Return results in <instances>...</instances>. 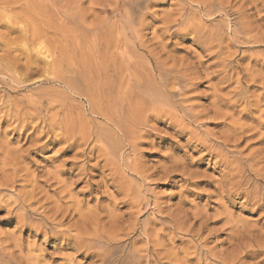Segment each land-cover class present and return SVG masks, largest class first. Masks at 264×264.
Masks as SVG:
<instances>
[{"label": "rangeland", "instance_id": "obj_1", "mask_svg": "<svg viewBox=\"0 0 264 264\" xmlns=\"http://www.w3.org/2000/svg\"><path fill=\"white\" fill-rule=\"evenodd\" d=\"M61 2L65 21L21 0L13 14L0 9V264H103L87 247L93 231L135 250L139 264H264V206L249 192L264 187V0H148L117 50L103 42L125 8ZM24 25L47 36L23 44ZM76 36L103 46L116 78L165 69V114L123 113L121 125L98 115L110 113L58 79L82 65ZM28 45L33 55L57 51L60 71L27 68Z\"/></svg>", "mask_w": 264, "mask_h": 264}, {"label": "bare ground", "instance_id": "obj_2", "mask_svg": "<svg viewBox=\"0 0 264 264\" xmlns=\"http://www.w3.org/2000/svg\"><path fill=\"white\" fill-rule=\"evenodd\" d=\"M19 1V0H18ZM18 1L16 0H0V9L1 11H8V14H13V12H15V8L13 7ZM24 2V6L26 7V9L29 10L30 12V3L33 4V10H35V8L38 9V12H42L44 14L49 15L50 17H54L56 18V20L59 21H65L66 18V12H68L66 10V7L64 5L63 2H61V0H21ZM63 1V0H62ZM63 3V4H62ZM68 4V3H67ZM115 8L114 10H118V8L123 7L126 9V12L121 13L120 14V18H119V23L115 24L116 26H114V29H116V32L118 34H116L117 36L115 37V39L113 41L108 40L106 42H103V44L105 45V47H108L110 44H113L112 46H114V49H120L121 48V44H126L127 41L131 42V38H129V32H135L137 29H135L136 24L135 21H137L138 19H140L144 14H145V10L148 7V0H115ZM209 5V4H208ZM67 8L68 6H71V4L66 5ZM205 6V5H204ZM207 6V5H206ZM210 6V5H209ZM214 6V5H213ZM218 6V5H217ZM222 6V5H221ZM72 7V6H71ZM212 7V6H211ZM208 7V8H211ZM221 10H225L222 6H218ZM217 7V8H218ZM206 8V7H205ZM218 8V9H219ZM73 9V8H72ZM217 9V10H218ZM27 10V11H28ZM71 10V9H69ZM123 10V9H122ZM209 10V9H208ZM207 11L208 16H211V9ZM241 11V10H240ZM4 12V13H5ZM215 12V10H214ZM220 12V10H219ZM1 14V13H0ZM216 14V13H215ZM2 15V14H1ZM0 15V16H1ZM4 15V14H3ZM182 15V14H180ZM63 16V17H62ZM187 16V15H186ZM214 16V15H213ZM16 18V16H14ZM184 17V16H183ZM182 17V19H183ZM179 18V16H178ZM181 18V17H180ZM188 18V16L186 17ZM210 18V17H209ZM17 19V18H16ZM20 19V18H18ZM181 19V20H182ZM185 19V18H184ZM22 20V19H21ZM23 22V21H22ZM25 22V21H24ZM23 22V23H24ZM74 26L77 25V23L75 21H73ZM27 24V21L26 23ZM30 24V23H29ZM28 24V25H29ZM28 25H24L26 28L24 29L23 27L21 28L22 33L20 34L21 40H23V44L26 42L30 41H35V40H39L43 37L47 36V33H41L38 30H31L30 26L27 28ZM118 25V26H117ZM111 28V27H110ZM6 30L12 31V29L10 28V26H6L5 27ZM94 29V28H93ZM99 29V28H98ZM98 29L95 30H91L90 28H85L84 31L86 32V35H91V34H96L98 32ZM102 29V28H101ZM101 29H99V31L101 32ZM104 29V28H103ZM102 29V30H103ZM106 29V28H105ZM109 29V28H108ZM118 29V30H117ZM233 29V27H232ZM31 30V31H30ZM108 31H106L107 33ZM115 32V31H114ZM115 32V33H116ZM137 32V31H136ZM232 32V30H231ZM236 32V31H235ZM215 33V32H214ZM85 34V33H84ZM137 35V34H136ZM211 35V33H210ZM215 35V34H214ZM213 35V36H214ZM220 35V34H219ZM83 36V35H82ZM92 36V35H91ZM138 36V35H137ZM216 36V35H215ZM231 36V35H230ZM94 37V36H93ZM220 37V36H219ZM82 38V37H81ZM132 38H135V34H132ZM137 38V37H136ZM211 38V37H210ZM216 38V37H214ZM235 38V36H234ZM76 40H78V42L75 44L76 45V50L79 54V57L81 58L82 65L76 66L72 68L70 67V70H66L67 76L61 77L62 79L58 78L59 80H63L62 82L71 88V90H74L76 92L77 95L82 96L87 98L88 102L92 105V104H99V105H103V108L105 110V113H110V115H104L102 114L100 111V109L98 111H96L98 113V115L103 116L108 122L113 123V124H117V125H121L122 122L125 120V117L122 116L123 113H128L131 114V116L144 114V112L149 111V112H154L155 116L157 115H162L161 112H163V114H165L166 111H164V107L166 106H170L171 104V99L169 98V95H171V93L167 90V85L168 82L166 81L167 78V71H164L163 68H161L158 64H156L155 69H153L152 74H143L140 73L138 71H134V72H127L126 74L124 73H120L119 77H115L114 74H110L111 70H110V65L111 62L109 60L104 59L103 61H100V56L102 54V52L100 53V50H102L101 46H98V44H87L86 46H84V44L82 45L80 38H78V36L75 37ZM222 39V38H221ZM238 39V38H237ZM137 40V39H136ZM216 39H214L215 42ZM211 42H213V39L210 40ZM44 43V42H43ZM7 45V44H6ZM27 46V45H26ZM44 46V45H43ZM29 45L28 47H24L22 46L20 51L21 54H23V56L26 59V67L29 68L30 66H42L47 68L48 70L51 69L52 72L55 71H60L62 64L61 61H58L57 57L55 56V52H52L50 48H46L45 47V51H41V57L40 54L37 55H33L31 54L32 50H29ZM43 48V47H42ZM38 50V49H37ZM36 52H39L37 51ZM55 50H57V47H55ZM35 51V50H34ZM122 53H126L125 49H122ZM89 56H91L92 58H94L95 61H90L89 60ZM103 56V54H102ZM103 58V57H102ZM46 59H50V60H46ZM125 60V59H124ZM224 60V59H222ZM129 61V60H128ZM127 61V62H128ZM225 61V60H224ZM123 62V60H122ZM126 62V61H125ZM228 62V61H227ZM85 63V66L83 65ZM230 64V63H228ZM127 65V64H125ZM224 65V62H223ZM220 67V66H219ZM225 67V66H224ZM223 67V68H224ZM1 68V67H0ZM10 68V67H9ZM130 65L126 66V70H129ZM222 68V69H223ZM225 69V68H224ZM46 71V70H45ZM114 71V70H113ZM198 71V70H197ZM166 72V73H165ZM73 73V74H72ZM52 74V73H51ZM169 74V72H168ZM191 75V74H190ZM197 75V73H196ZM53 76V75H51ZM193 78V77H192ZM177 80V79H176ZM82 88H84L85 90H82ZM73 92V91H72ZM93 106V105H92ZM168 106V107H169ZM215 109V108H214ZM93 111V110H91ZM217 111V110H216ZM94 112V111H93ZM92 112V113H93ZM34 116V115H33ZM10 117V116H9ZM55 117V116H54ZM52 119H55V118ZM218 117V116H217ZM220 117V116H219ZM133 118V117H131ZM135 118V117H134ZM133 118V119H134ZM223 118V117H222ZM15 119V118H14ZM131 120V119H130ZM56 121V120H55ZM54 121V122H55ZM140 120L136 121V123H138ZM45 121H43L44 124ZM135 123V120L133 121ZM52 123V122H51ZM75 123V122H74ZM47 124V123H46ZM50 124V122H49ZM54 125H57L56 123H53ZM67 123H64V126ZM109 124V123H108ZM24 125V124H23ZM68 125V124H67ZM50 126V125H48ZM63 126V125H62ZM116 126V125H115ZM131 126V125H130ZM25 127V126H24ZM23 127V128H24ZM47 127V126H46ZM56 127V126H55ZM71 127V126H70ZM69 127V128H70ZM22 128V127H21ZM22 128V129H23ZM42 128V127H41ZM50 128V127H49ZM53 128V127H52ZM61 128V127H60ZM58 128V130L60 129ZM67 127H65L66 130ZM68 128V129H69ZM74 128V127H72ZM71 128V130H72ZM64 129V128H63ZM67 131V130H66ZM106 132V131H105ZM72 133V132H70ZM77 133V132H76ZM74 133L76 136L77 134ZM61 134V133H60ZM68 135H70L67 132ZM66 134V136H67ZM74 134L72 133L71 135L74 136ZM80 135V133H78ZM70 135V136H71ZM78 135V136H79ZM126 135V134H125ZM69 136V137H70ZM71 136V137H73ZM82 136V135H81ZM60 137V136H59ZM63 137V141L66 140L65 136H61V138ZM65 137V139H64ZM70 137V138H71ZM70 138H67L70 139ZM74 138V137H73ZM76 138V137H75ZM80 138V137H79ZM84 138V137H83ZM99 138H102V136H100ZM66 140V141H67ZM73 140V139H72ZM72 140H70L69 142H71ZM79 140V139H78ZM82 140V139H81ZM85 140V138L83 139ZM68 142V143H69ZM78 144V143H77ZM78 148V147H76ZM9 154V153H8ZM7 159V156L4 155ZM16 157V154H15ZM2 159V158H1ZM11 159V160H10ZM15 159V158H14ZM12 157H9V161L13 160ZM4 160H0L3 161V163L5 162ZM8 162V159L6 160ZM18 161V160H17ZM14 160V162H17ZM19 162V161H18ZM11 163V162H10ZM6 164V163H5ZM17 164V163H16ZM239 166V165H238ZM13 167V166H12ZM3 168V167H2ZM1 171V170H0ZM2 172V171H1ZM0 174L2 175L3 172ZM250 172V170L248 171ZM12 173V172H11ZM239 173V172H238ZM8 174V173H5ZM248 174V173H247ZM250 174V173H249ZM251 175V174H250ZM246 176V175H245ZM248 176V175H247ZM258 176V175H257ZM257 176H254L257 178ZM243 177V174H242ZM241 177V178H242ZM250 177V176H249ZM252 177V176H251ZM261 176H258V178ZM240 178V179H241ZM263 178V177H262ZM250 179V178H249ZM1 180V179H0ZM122 180V179H121ZM245 183V181H247V178L242 179ZM242 180H240L242 182ZM263 180V179H262ZM2 181V180H1ZM0 181V182H1ZM236 181V180H235ZM250 180H248L249 182ZM252 181V180H251ZM250 181V182H251ZM255 182L256 179L254 180ZM253 181V182H254ZM261 181V180H260ZM3 182H1V184L3 185ZM237 182V181H236ZM246 182V183H248ZM249 182V183H250ZM262 182V181H261ZM13 183V181H12ZM0 184V188L2 187ZM235 184V183H234ZM254 184V183H253ZM252 184V185H253ZM258 184V183H257ZM256 184V185H257ZM5 185H7L5 183ZM247 185V184H246ZM255 185V184H254ZM253 185V186H254ZM252 186V190H250L249 192L253 194V196H255V198H259L260 200H262L261 203L257 204V208H260L262 206H264V187L260 188L259 186ZM9 186V185H8ZM249 186V185H248ZM251 186V184H250ZM5 187V186H3ZM248 192V193H249ZM261 195V197H260ZM22 205V204H21ZM22 207V206H21ZM21 207L19 206V208L21 209ZM24 207V204H23ZM15 212V211H14ZM17 212V211H16ZM30 214V212H28ZM24 214V213H23ZM26 214V213H25ZM17 216V215H16ZM20 216V215H19ZM18 216V217H19ZM28 216V215H27ZM139 225V224H138ZM81 229H79L80 232ZM84 231V230H83ZM144 231H148L147 228L144 227ZM238 232V231H237ZM81 233V232H80ZM93 233L95 234L96 232L93 231ZM241 233V232H240ZM91 235L90 240H88V249L90 250H94L97 248L100 249L101 251L98 250V252H96L97 256L101 258L102 263L103 264H139L140 263V259L141 257L137 254V252L131 251L130 254H124L123 253V249L122 247H120L121 249H119V247H117L119 245V243L113 244L114 241L111 242L110 237H109V241L108 238H106L105 240H103L102 237H100L102 234H100V236H94ZM238 234V233H237ZM79 238L82 239V234H78ZM98 235V234H96ZM236 236V235H235ZM239 236H241V234H239ZM88 237V235H87ZM86 237V238H87ZM88 237V238H90ZM238 237V235H237ZM243 237V236H242ZM241 237V238H242ZM84 238V237H83ZM112 238V237H111ZM85 239V238H84ZM236 239V238H235ZM241 241V240H240ZM118 242V240H117ZM239 242V241H238ZM237 242V243H238ZM242 242V241H241ZM236 243V244H237ZM242 244V243H241ZM241 244L239 243V245L241 246ZM122 245V244H121ZM120 245V246H121ZM244 245V244H243ZM242 245V246H243ZM116 248H112L115 247ZM238 246V244H237ZM236 246V247H237ZM238 248H241V247ZM235 247V248H236ZM254 247V246H253ZM252 247V248H253ZM237 248V249H238ZM251 248V252H254V249L252 251ZM149 249V248H148ZM259 249V248H258ZM262 250V248H260ZM259 249V250H260ZM232 250V249H231ZM250 250V249H249ZM263 251V250H262ZM152 252V250H151ZM238 252V250H237ZM129 253V252H128ZM149 253V252H148ZM235 253V252H234ZM259 253V252H258ZM150 254V253H149ZM154 254V253H152ZM170 256L175 254V253H168ZM252 254L249 251L245 253V255H249ZM167 255L165 258L170 259V262H174L176 260V258H174L173 256H169ZM241 255V254H240ZM239 253L237 254V257L240 256ZM244 255V253L242 254ZM153 256V255H151ZM172 257L174 259H172ZM215 257V256H214ZM242 257V256H241ZM159 258V257H158ZM234 258V257H233ZM232 258V259H233ZM239 258V257H238ZM245 258V256H244ZM160 260V259H159ZM221 260V258H220ZM225 260V259H223ZM222 260V262H223ZM155 261V260H154ZM168 261V260H167ZM232 260L230 259L229 261L227 260V262H231ZM236 261V260H235ZM241 261V260H240ZM157 262V261H156ZM160 262V261H159ZM220 262V261H219ZM237 262V261H236ZM235 262H233L234 264ZM162 264V263H161ZM168 264V262H167ZM220 264V263H218ZM238 264V263H237Z\"/></svg>", "mask_w": 264, "mask_h": 264}]
</instances>
